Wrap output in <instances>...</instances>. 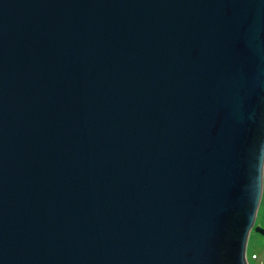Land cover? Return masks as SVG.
<instances>
[{"label": "water", "instance_id": "obj_1", "mask_svg": "<svg viewBox=\"0 0 264 264\" xmlns=\"http://www.w3.org/2000/svg\"><path fill=\"white\" fill-rule=\"evenodd\" d=\"M264 0H0V264H250Z\"/></svg>", "mask_w": 264, "mask_h": 264}, {"label": "rangeland", "instance_id": "obj_2", "mask_svg": "<svg viewBox=\"0 0 264 264\" xmlns=\"http://www.w3.org/2000/svg\"><path fill=\"white\" fill-rule=\"evenodd\" d=\"M254 225H260L264 227V171L262 195ZM246 255L250 264H264V237L253 228L251 229L247 240Z\"/></svg>", "mask_w": 264, "mask_h": 264}]
</instances>
